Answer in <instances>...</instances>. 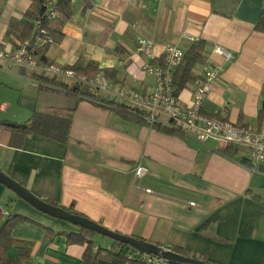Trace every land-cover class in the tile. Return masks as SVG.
Masks as SVG:
<instances>
[{
	"label": "crops",
	"instance_id": "0c3cea01",
	"mask_svg": "<svg viewBox=\"0 0 264 264\" xmlns=\"http://www.w3.org/2000/svg\"><path fill=\"white\" fill-rule=\"evenodd\" d=\"M32 1L0 0V44L12 48L19 42L6 36L8 24L22 19ZM89 2L87 9L81 0L72 5L62 40L43 54L46 63L67 68L83 59L100 70H114L116 81L111 82L145 93L154 81L140 70L150 60L136 53L137 38L153 43L154 60L167 45L185 51L203 41L205 63L221 69L203 113L237 127L259 128L264 33L255 25L264 0ZM215 46L227 51L230 60L215 54ZM204 64L194 68L196 77ZM32 75L17 66L0 68L2 173L35 197L71 208L120 235L168 250L178 247L212 264H264V161L252 162L244 148L213 140L199 145L143 121L126 120L108 106L42 91ZM190 90L191 84L178 95L183 105L189 104ZM70 111L65 144L40 136L25 137L21 147L11 143L8 125H25L34 114L66 116ZM138 165L147 170L140 179L134 175ZM0 211L4 218L27 219L11 230L12 239L30 245L23 264H83L86 246L66 236L78 234L79 227L37 211L1 183ZM102 244L95 243L103 249L112 246ZM6 256L15 262L18 247L9 248ZM97 264L138 263L111 258Z\"/></svg>",
	"mask_w": 264,
	"mask_h": 264
},
{
	"label": "built area",
	"instance_id": "2783aa9c",
	"mask_svg": "<svg viewBox=\"0 0 264 264\" xmlns=\"http://www.w3.org/2000/svg\"><path fill=\"white\" fill-rule=\"evenodd\" d=\"M76 0H70L72 4ZM57 0L46 2L44 11L34 19V37L24 43L17 42L12 48L5 43L0 44V68L2 64L24 68L39 77L54 79L77 91L78 98L94 105H119L132 111L149 127L171 129L177 134L204 145L213 140L223 144L244 148L248 151L252 162L264 161V115L258 129L237 127L223 118L207 116L202 107L207 95L211 91L213 82L217 79L221 69L219 66L205 63L202 73L191 84L190 101L188 105L180 102L179 96L173 94V78L181 65L184 53L176 45H167L162 53L154 60L153 43L143 37L136 39V53L150 62L141 65L143 74L152 77L153 89L140 93L121 83L106 80L102 74L88 78L73 70L58 67L40 61L41 51L49 48L55 42L44 24L55 21L60 13L56 6ZM191 41L188 36L185 37ZM213 52L228 61L231 55L219 46ZM38 86L49 87L36 81ZM104 100H103V99ZM109 101V102H107ZM145 167L138 165L134 175L137 179L146 174ZM151 193L150 190H146ZM190 205H193L191 203ZM132 249V248H131ZM127 259L138 264H169L165 260L132 249L126 254Z\"/></svg>",
	"mask_w": 264,
	"mask_h": 264
},
{
	"label": "trees",
	"instance_id": "16d2710c",
	"mask_svg": "<svg viewBox=\"0 0 264 264\" xmlns=\"http://www.w3.org/2000/svg\"><path fill=\"white\" fill-rule=\"evenodd\" d=\"M48 1L51 0H33L31 7L25 12L22 19L10 20L8 24V29L6 31V36H10V35L14 36L20 43H24L26 41L31 40L35 34L32 21L34 19H37L40 15H42L44 11L43 5ZM81 1L84 3V9L90 7L89 0H81ZM72 5L73 4L70 2V0H57L56 6L60 13L59 18L55 21L44 24L45 28L48 30L50 36L53 38L55 43L60 42L63 38L61 29L72 16ZM255 30L257 32L264 33V12L261 14L257 24L255 25ZM204 48H205L204 42L197 41L189 45L185 49L183 61L181 65L178 67L173 78L172 88H173V94L175 96L179 95L180 92L185 87H187L189 84H192L197 79V77L193 74V70L197 65H201L206 62V58L204 55ZM45 51L46 49L41 51L39 57L40 61L46 62L43 56ZM66 69L73 70L88 78H93L98 74H102V76L106 80L116 81L114 76V72H115L114 70L111 69L100 70L95 64L85 63L83 59H78L72 66L67 67ZM31 78L35 81L41 82L44 85L50 86V88L39 86L40 90L42 91L53 94L66 95V96H75V97L78 96L77 91L75 89L68 88L65 84L56 82L54 79H49L47 77H42V76L39 77L34 74L31 76ZM106 106L115 109L118 112V114H120V116H122L126 120H133L137 122L141 121L140 119H138V116L136 114L126 109L125 107L119 105H113V104L109 105L108 103ZM71 112L72 111H70L66 116H56L52 114H34L25 125L22 126H18L15 124L8 125L11 133V140H12L11 143L16 147H21L25 137L40 136L43 138L51 139L58 143L65 144L69 138V131L72 120ZM263 115H264V106L259 114L260 119H262ZM155 128L162 130V132L166 134H176V132L171 129H165L159 126ZM45 202L52 206H56L51 202L48 201ZM59 208L83 217L82 215L73 211L71 208L70 209H65L63 207H59ZM24 221H27V219L21 216H9L7 218H4V216L1 214L0 211V263L2 262L5 264H23L24 262L27 261L29 257V250L27 249V247H30V245L25 242L16 241L11 237L12 228L16 224ZM95 235L96 233L83 227H79L78 234L66 235L70 243L73 242L86 246L83 255V264H97L99 259H111V258L127 259L126 254L130 252V247L118 243L116 241H112V246L109 249L96 247L93 241ZM136 239L144 241L140 238H136ZM12 246L18 247V259L15 262H12L6 256L8 249L11 248ZM170 251H172L177 255L188 257L187 252L178 247H173L170 249ZM198 260L204 261L202 257L198 258Z\"/></svg>",
	"mask_w": 264,
	"mask_h": 264
},
{
	"label": "water",
	"instance_id": "95a60500",
	"mask_svg": "<svg viewBox=\"0 0 264 264\" xmlns=\"http://www.w3.org/2000/svg\"><path fill=\"white\" fill-rule=\"evenodd\" d=\"M0 183L20 197L23 201L28 203L37 211L46 214L52 218H56L61 221L68 222L77 227H83L90 231H93L97 235L107 237L112 241L127 245L128 247L138 251L142 254L152 255L158 258H161L168 262L169 264H212L198 260L196 258L183 257L173 253L168 249L138 240L133 237H126L118 233L109 231L100 225L88 220L85 217L78 216L76 214L67 212L59 207L52 206L46 203L44 200H41L29 191L24 189L18 183L14 182L7 175L0 171Z\"/></svg>",
	"mask_w": 264,
	"mask_h": 264
},
{
	"label": "rangeland",
	"instance_id": "374dc122",
	"mask_svg": "<svg viewBox=\"0 0 264 264\" xmlns=\"http://www.w3.org/2000/svg\"><path fill=\"white\" fill-rule=\"evenodd\" d=\"M5 104H9V101L7 100H5V101H3ZM94 241H95V243L97 244V245H100V246H104L103 244H102V241H108V242H110V243H112V240L111 239H109V238H107V237H104V236H100V235H95V237H94Z\"/></svg>",
	"mask_w": 264,
	"mask_h": 264
}]
</instances>
